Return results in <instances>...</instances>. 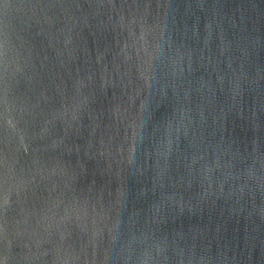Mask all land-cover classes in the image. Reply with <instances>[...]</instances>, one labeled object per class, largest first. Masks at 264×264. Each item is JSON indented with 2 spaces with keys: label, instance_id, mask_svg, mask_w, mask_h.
<instances>
[{
  "label": "water",
  "instance_id": "obj_1",
  "mask_svg": "<svg viewBox=\"0 0 264 264\" xmlns=\"http://www.w3.org/2000/svg\"><path fill=\"white\" fill-rule=\"evenodd\" d=\"M0 264H264V0H0Z\"/></svg>",
  "mask_w": 264,
  "mask_h": 264
}]
</instances>
